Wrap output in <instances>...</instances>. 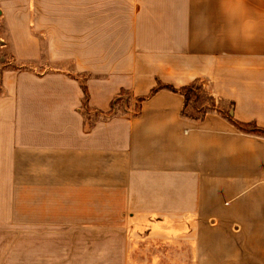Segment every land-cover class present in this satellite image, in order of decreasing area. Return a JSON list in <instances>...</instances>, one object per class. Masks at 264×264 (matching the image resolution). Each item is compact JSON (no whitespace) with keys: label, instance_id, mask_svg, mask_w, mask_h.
I'll return each mask as SVG.
<instances>
[{"label":"crops","instance_id":"obj_1","mask_svg":"<svg viewBox=\"0 0 264 264\" xmlns=\"http://www.w3.org/2000/svg\"><path fill=\"white\" fill-rule=\"evenodd\" d=\"M33 6L0 0V264H264V137L167 89L85 115L77 79L102 112L198 80L264 129V0H81L48 26Z\"/></svg>","mask_w":264,"mask_h":264},{"label":"trees","instance_id":"obj_2","mask_svg":"<svg viewBox=\"0 0 264 264\" xmlns=\"http://www.w3.org/2000/svg\"><path fill=\"white\" fill-rule=\"evenodd\" d=\"M77 79L80 81L82 89L85 94V98L83 100V107H82L83 113L85 115H90L91 113H95L96 115L104 117V118H111L113 116H116L115 112H116L117 105L120 102L132 97L137 103L136 109L132 114H130L131 111H129L124 116L136 117L141 114L142 103L145 100L149 99L159 90L167 89L174 93H179L183 95L184 100H185L183 116L188 119H191L194 121H202L205 119L207 114L216 112L219 115L226 118L227 120H229L239 130L245 133L255 134V135L264 137V129L258 127L255 123H241L235 120L232 116H230L229 114L230 107H228V109L223 108L221 106L222 103L217 102L216 99L206 89H204L201 81H198V80L193 81L190 84L183 86L181 88H175L172 85L159 82L158 86L155 87L149 95L141 96V97H133V95L129 91L122 90L121 93L113 100L112 105H111V110L109 112H102V111L93 110L90 108L89 93L85 85V78L78 76Z\"/></svg>","mask_w":264,"mask_h":264},{"label":"rangeland","instance_id":"obj_3","mask_svg":"<svg viewBox=\"0 0 264 264\" xmlns=\"http://www.w3.org/2000/svg\"><path fill=\"white\" fill-rule=\"evenodd\" d=\"M23 3H31V6H33L32 11H33V15L35 16V12L34 9L35 7L38 8L40 10V12H36L37 15L43 14L44 15V20H45V26L49 25V21H59L60 19H66L67 20V3L69 4H73V5H78L81 3V0H22ZM1 18V17H0ZM43 26V23H42ZM46 28V27H45ZM47 29V28H46ZM44 29V31L46 32L47 30ZM45 32H41L40 37H42V42H43V48H44V53H45V48L46 45L44 44V37H45ZM43 53V54H44ZM46 56V54L44 55ZM11 58V57H10ZM58 68V66H51L49 64L46 65L45 68ZM59 67H64L67 70H72V67L67 65V64H63V65H59ZM45 70V69H44ZM203 85V84H202ZM205 87V86H203ZM205 89V88H204ZM136 101L131 97L128 98L127 100H124L122 102H120L117 107H116V116H124L126 115L127 112L131 111L130 114H132L135 109H136ZM221 106L223 108L228 109V105L227 104H221ZM90 115H93L94 117H100L98 115H96L95 113H91ZM62 205H57V211H60ZM57 222V226L56 227H67V221H56ZM43 237H41L42 240ZM44 239L46 240L47 237H44ZM52 240H55L56 246H57V256H62V257H66L67 258V252H62L63 249L67 250V232L63 233V231L56 233V235L54 237H52ZM44 242V241H41ZM60 246H62V249H60ZM59 259L57 258V261ZM67 260L65 261H61V262H57L56 264H66Z\"/></svg>","mask_w":264,"mask_h":264},{"label":"water","instance_id":"obj_4","mask_svg":"<svg viewBox=\"0 0 264 264\" xmlns=\"http://www.w3.org/2000/svg\"><path fill=\"white\" fill-rule=\"evenodd\" d=\"M1 15H2V11L0 10V17H1ZM2 60H3V59H2ZM230 115L233 116V112H232V110L230 111Z\"/></svg>","mask_w":264,"mask_h":264}]
</instances>
